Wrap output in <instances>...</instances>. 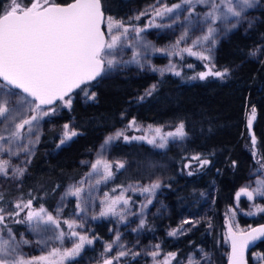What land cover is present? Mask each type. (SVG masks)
I'll use <instances>...</instances> for the list:
<instances>
[{"label":"trees","instance_id":"1","mask_svg":"<svg viewBox=\"0 0 264 264\" xmlns=\"http://www.w3.org/2000/svg\"><path fill=\"white\" fill-rule=\"evenodd\" d=\"M7 1L0 0V5ZM68 1L51 0L63 4ZM151 1L154 0H102V4L105 16L118 18ZM22 2L27 4L28 0ZM261 2L254 11L253 26L234 29L218 40L213 50L214 70L229 69L223 79L213 76L192 79L206 71L205 63L200 59L188 60L193 67H183L180 75L159 76L146 71L111 76L107 73L74 90L70 108L63 101L56 102V114L48 119L55 127L47 126L41 131L37 149L25 165L17 189L3 187L2 202L9 213L16 211L10 207L14 194L25 203L31 199V210L50 209L65 184L81 176L84 169L79 162L124 118L153 125L183 122L185 139L167 144L165 150H154L142 142H115L110 152L126 165L123 169L116 168L109 186L146 182L153 177L161 179L160 205L142 218L146 223L137 233L141 243L160 245L161 260L156 259L157 262L174 252L176 257L171 264H187V259L202 253L210 255L211 264H225L223 227L229 222L231 210L240 229L264 222V213L255 212L246 195L241 194L239 200L236 197L255 161L244 125L253 107L257 154L264 157V0ZM257 49H261L257 56L249 55ZM154 84L157 87L153 94L139 101ZM82 88L87 89L89 96L95 92V98L88 99ZM66 122L72 123L79 135L57 147L55 130ZM191 155H200L211 163L188 175L190 171L185 165ZM260 202L264 206V196ZM27 212L25 209L19 217L9 219L8 226L13 232H19L23 224L15 220L24 221ZM249 212L255 214L248 215ZM184 220L199 223L186 224L183 234L169 236ZM92 226L94 235L106 238L108 225L104 221ZM254 251L264 253V239L250 248L246 255L248 264Z\"/></svg>","mask_w":264,"mask_h":264},{"label":"snow or ice","instance_id":"2","mask_svg":"<svg viewBox=\"0 0 264 264\" xmlns=\"http://www.w3.org/2000/svg\"><path fill=\"white\" fill-rule=\"evenodd\" d=\"M159 2L160 0H157V3ZM197 3L211 5V11L205 14V21L210 20L211 23L207 28V32L197 37L193 41V45L198 46L204 42H210L214 46L216 44L215 35L217 34V28L213 25H215L216 21L219 20L228 25L225 28L226 32L236 28L241 20L246 19L244 16L245 11L252 8L256 0H220L221 4L227 6L226 11L220 15H217L220 5L215 3L214 0H180V3L172 4L171 6L167 4H162L160 7L152 6L134 17V19L139 20L141 16L148 15L151 12V20L145 28L171 27V24H156V18L168 16L177 9H181L182 5L194 8ZM178 16L179 13H177ZM229 16L235 17L236 23L229 24ZM185 19L188 18L185 17ZM104 23L107 25L108 39H106L105 32L101 28ZM172 23H176V20H173ZM249 23L251 24V22ZM145 28L135 27L130 22L126 24L125 21L117 20L112 16L105 17L102 0H71V2L64 5L53 3L51 0H28L27 4H24L22 0H9L7 7L0 5V78L6 82V84H0V124L4 125L3 129H0V133L7 132V136L0 134V152L7 151L9 155H19L18 152L14 153L11 147L6 149L3 142L7 140V144L11 146L26 136H32L34 128L38 127L40 120L56 114L55 101H63L64 105L70 108L72 100L69 94L74 89L104 76L121 64L135 62L140 67H143V64H140L138 59L140 56L138 51L133 52L131 61H121L116 58L112 50L117 49L121 45L122 40L127 38L130 31L136 34L138 41H143L141 33L145 31ZM187 35L188 32L185 30L172 47L178 46ZM150 46L151 42H143L145 49ZM152 51L167 52L168 49L152 47ZM181 51L197 56L200 60L209 61V64H205L207 70L197 73L196 76L191 77L192 79L199 78L204 80L209 76L223 79L229 73L227 68L223 71L214 70L215 65L211 63L212 56L205 54V51L196 52L192 48H183ZM211 51V48L206 49L208 53ZM260 51L261 49H257L250 52L249 55L255 57ZM174 67V65L162 69L153 67L152 71H159L163 75L165 71H172ZM189 67H192V65H189ZM175 74L180 75L179 72H175ZM156 87L155 84L152 85L138 100L143 101L148 96H151ZM13 89L22 90V93L27 94V96H23L19 91H13ZM85 95L89 99H94L96 93L92 92L89 96L87 91H85ZM28 97H31V99H28ZM13 98L16 99L13 100ZM25 105H27L26 108ZM45 106L49 107L45 110ZM29 113L31 114L29 115ZM255 115L256 109L253 107L251 115L248 117L249 128L255 119ZM24 116H27V118H23ZM127 127H137L135 119L130 121ZM148 127L149 130L155 133L151 138L147 135L129 137L123 130H117L113 135H109L105 139L101 149L105 150L113 141L120 138H123L126 142L146 141L153 147L163 149L167 146L169 138L182 140L187 135L183 122L175 128V131L169 132H162L161 127L154 129L151 125ZM25 129L26 131H24ZM63 129V135L57 147L79 135L77 131L70 129L69 124H64ZM137 130H139L138 127ZM252 140L255 143L254 136ZM38 142L39 135H36L34 140H28V144ZM21 150L25 153L31 151L27 145H24ZM192 161H196L201 168L211 163L200 155H194L185 167H191ZM125 165V161L115 162L117 170L125 168ZM9 167L10 162L8 160L0 159V175L7 176ZM91 168L93 173L101 176V179L96 181L97 184L111 179L114 175L112 164L101 159H97L95 163H92ZM25 170V168L12 166V175L16 177L23 176ZM192 174V172L188 173V175ZM259 183L262 186L252 191H248L247 188H241L236 193L237 200H239L241 194L246 195L249 200L253 199L254 193L264 196V182ZM81 185H83V182H81ZM159 187L160 182L155 181L141 190L146 193H154L155 189ZM82 191L83 187L81 186L69 188L65 193V196L71 195L78 198L76 208L81 212L85 211L79 201ZM107 196L108 194L105 193L106 199L101 201L104 207L100 211L99 217L119 216L120 221L123 222L126 218L124 211H117V206L121 202L124 205L129 203L128 199L123 196V190L119 197L109 200ZM0 200H3L2 195H0ZM151 203L152 201L149 199L146 204L142 205V212ZM254 207L255 212L264 213V206L254 205ZM15 208L16 211L9 213L7 216L4 209L0 208V264H64L65 260L78 256L85 245H91L95 239H98V237L90 238L74 230L77 227L83 228L82 223L77 224L76 221L64 220L63 223L67 224L69 229L67 235L76 238L78 242H74L71 248H66L63 251L59 248H53L45 256L25 259L16 253L15 237L11 228L7 226L6 220L12 217H19L22 211L28 209L25 220L16 219L15 222H27L31 229L37 232L41 230L42 226L47 225H55L59 229L61 221L43 207L36 211L31 210V199L26 203L17 202ZM253 214L255 213H248V215ZM92 219H97V217L93 216ZM145 223L146 221L141 219L138 228H143ZM197 223L199 221L184 220L178 228L170 231L168 235L183 234L185 231L184 225L192 224L195 226ZM5 228L9 237L7 240L3 238V230ZM137 230L133 229V231ZM228 233L231 241L229 264H248L245 253L250 245L264 237V224L249 230L240 229L237 225L236 229L233 230L230 223ZM65 236V232L60 231L55 236V239L63 242ZM120 239L121 236L117 232L115 239L105 244V253L111 252L114 245H118L122 250L116 256L104 259L103 264H113L114 261H119L121 257L128 255L134 257L140 255L139 252L126 250L124 245L119 243ZM23 243H28V241H23ZM154 248L156 251L149 253L153 258L154 264H171V261L176 257V253L169 252L163 261L157 262L156 258L160 255V245H154ZM253 255H259L264 259V253H254ZM188 264H198V262L193 261L190 257Z\"/></svg>","mask_w":264,"mask_h":264},{"label":"rangeland","instance_id":"3","mask_svg":"<svg viewBox=\"0 0 264 264\" xmlns=\"http://www.w3.org/2000/svg\"><path fill=\"white\" fill-rule=\"evenodd\" d=\"M215 3L219 4L220 7L217 11V15H220L221 13L225 12L227 9V6L225 4H221L220 0H214ZM9 3V0L5 3L4 7H7ZM180 3V0H160L159 3H157V0L151 1L148 4H144L141 8H134L130 10L127 15H124L122 17H113L117 20H123L125 23H131V25L135 27L145 28L146 25H148L149 21L151 20V12L148 13V15L141 16L139 20H135L134 17L138 16L141 12H144L146 9L151 8L152 6L160 7L162 4H167L168 6H171L172 4ZM262 2L261 0H256V3L252 8H249L245 11L244 16L246 19L241 20V22L237 25L236 28H248L250 26H253L254 24V11L257 7L261 6ZM211 11V5L210 4H195L194 8L190 7L188 5H182L181 9H177L174 13L169 14L168 16H165L163 18L157 17L155 23L156 24H171V27H148L145 28V31L141 33V37L143 38V41H138L136 34L132 31L128 33V36L126 39L122 40L121 45L117 47V49L112 50L114 54L116 55V58L121 61H131L132 55L134 51H138L140 53L139 61L140 64H143V67H140L139 64L135 62L127 63V64H121L118 65L115 70H112L108 72V75L111 76L112 74H121V73H133V72H142L146 71L149 73H155L156 75H161L159 71H152V68L155 67L156 69H162L169 67L171 65H174V69L172 71H165L164 73H170V75H176L175 72L182 71L183 67H189V65H192L191 62L188 60H198L199 58L197 56L190 55L188 52H182L181 49L183 48H192L193 51L201 52L205 51V54H209L212 56L211 63L214 64V53L213 50L218 44V40L223 39V37L227 36L230 32H232L234 29H231L230 31H225V28L228 27V25L222 23L221 21L217 20L214 27L217 28V34L215 35L216 44L213 46L210 42H204L198 46L193 45V41L196 40L197 37H200L204 35L207 32V28L209 27V24L211 21H205V14L207 12ZM177 13H179V16L177 17ZM105 15V14H104ZM110 16V15H108ZM105 16V17H108ZM187 17L188 19H185ZM173 20H176V23H172ZM251 22V24L249 23ZM230 23H236V18L229 16V24ZM102 28H104V32L106 35V39H108V33H107V25L106 23L102 24ZM187 30L188 35L187 37L175 48L172 46L175 45V42L183 35V33ZM113 34H119V33H113ZM151 42V46L145 49L143 47V42ZM152 47L155 48H162V49H168L167 52H153ZM211 48L212 51L210 53L206 52V49ZM174 53V54H172ZM111 58V57H109ZM204 61V60H202ZM205 64H209V61H204ZM215 65V64H214ZM193 67V65H192ZM191 67V68H192ZM216 67V66H215ZM215 69V68H214ZM207 70V69H204ZM0 84H2L0 82ZM84 93L87 91L86 88H82ZM13 91H15L13 89ZM88 92V91H87ZM21 94V93H20ZM23 95V94H21ZM25 96V95H23ZM88 98V97H87ZM16 98H13L15 100ZM67 99V97H66ZM89 99V98H88ZM15 106V105H13ZM27 105H25V108ZM47 108H45L46 110ZM31 113H29L30 115ZM23 118H27V116H24ZM48 117H44L42 120H40L39 125L37 128H34V133L30 137H25L19 142H16L9 146L7 144V140H5L4 146L7 149L8 147L12 148V151L18 152L19 155H9L7 151L0 152V159L8 160L10 162V167L8 168V175H0V195L3 193V187L8 186L9 188H16L17 184L20 183V180L22 179V176L16 177L12 175V166H18L21 168H25L26 161H30L31 155L34 151L37 149V144H28V140L35 139L36 135H39V140L41 138V131L48 127H55L54 124L48 123ZM132 121L130 118H124L122 122L119 123L118 126L114 127L112 132H109L103 139L98 141V143L92 148L90 155L83 158L82 161L79 163L83 167L84 170H82V174L80 177L74 179L73 181H68L63 189V191H60V193L57 195V199L54 202L53 206L50 209H47V212L51 213L54 217L59 219L61 221L60 228L57 229L55 225H47L42 226L41 230L39 232L33 231L31 227L29 226V223L25 222L20 225L19 232H13V235L15 237L16 242V253L18 256H23L25 259H31L32 257H38V256H45L47 255L53 248H59L61 251H63L66 248H71L73 246L74 242H78L76 238H72L67 235L69 232L68 225L63 223L64 220L68 221H76L77 224L82 223L83 228H75V231L80 232L82 235H87L90 238L92 237H98V239H95L93 241V244L91 245H85V247L81 250L80 254L76 256L75 258H72L70 260H65L64 264H103L104 259H110L118 254L120 250H122L118 245H114L111 252L105 253V244L110 243L115 239L116 233L118 232L121 236V239L119 241L120 244L124 245V248L126 250H131L132 252H139L140 255L138 256H132L128 255L125 257H121L119 261H114L113 264H153V258L149 255L150 252L156 251L154 248V245L150 244L147 246V244H143L140 242V236L137 231H133V229H139L138 225L140 223V220L144 218L145 215H148V213L156 210L160 203L158 196H160V187L155 189L154 193H146L143 192L141 189L144 187L150 186L153 182L159 181L160 186H162V181L160 178H149L146 180V182H131L129 184H126V186H119L116 188L110 187L109 182L112 180V178H115V162L116 161H122L121 158L118 156H112V153L110 152L111 147H113L115 142L122 141V143L126 142L123 140V138H120L118 140L113 141L105 150L101 149V145L105 141V139L109 135H113L117 130H123L126 135L129 137L131 136H145L147 135L149 138H151L155 133L151 130H149V125L152 126V128L161 127L162 132H169V131H175V128L180 123H165V124H155L149 122H142L139 120L136 121V125L139 128L137 130V127L128 128L129 122ZM19 122V121H17ZM69 124L70 129H73L72 123H64ZM58 127L55 130V133L58 136V143L60 144V140L63 135V125ZM264 124V123H263ZM4 125L0 124V129H3ZM26 131V129L24 130ZM262 132L264 134V129H262ZM0 134H4L7 136V132H2ZM185 139V138H183ZM249 139V138H248ZM181 139H175L169 138L168 144L172 142H176ZM132 143L135 142H142L143 144H148L146 141H131ZM249 144V142H248ZM24 145H27L28 148L31 150L29 153H25L21 149ZM151 146L154 150H165V148H156L152 145ZM251 147V145H250ZM258 149V148H257ZM252 150V149H251ZM254 163L251 165L250 172L247 174V179L241 184V187L247 188L248 191H252L253 189H256L257 187H261L262 185L259 182H264V157L257 154V151L254 154ZM194 156L191 155L188 158L189 163L190 158ZM203 159H206L202 157ZM97 159H101L102 161H107L112 164V171L114 173L113 177L107 181H102L101 183L97 184L96 181L101 179V176L97 173L92 172L91 165L92 163H95ZM185 169L190 172L196 171L201 169V167L198 165L196 161L191 162V167H185ZM102 171V168H101ZM81 182H83V185H81ZM83 187V191L80 195L79 201L82 205V207L85 209V211L81 212L76 208V204L78 202V198L75 196H65V193L69 190V188L74 187ZM131 186V187H129ZM123 190V196L125 199H128L129 203L127 205H124L122 202L117 206V211H124L125 213V220L123 222L120 221L119 216H106V217H99V213L104 207V205L101 203V201H104L106 199L105 193L108 194L107 199H113L116 197H119L121 195V192ZM63 197V200H62ZM11 208H15V204L17 202H24L17 194L12 195L11 197ZM151 200L152 203L148 204L147 208L143 209L142 212V205L146 204L148 200ZM260 199H262V196L256 195L254 193L253 199L251 200L250 205L254 207V205H261ZM0 208H3L5 211V215L7 216L9 214V209L6 207V203H3L2 200H0ZM41 207H34L33 211L39 210ZM255 208V207H254ZM24 212V211H23ZM234 211L231 210V212L228 214L229 224L231 223L233 229H236L237 222L236 219H234ZM93 216H96L97 219H92ZM26 218V216L24 217ZM104 221L106 225H108V230L106 231V238L94 235V229L93 224H96L97 222ZM9 219L6 220V224L8 226ZM35 223V222H33ZM9 227V226H8ZM243 229V228H241ZM60 231H64L66 236L63 242L55 239V236L58 235ZM3 238L5 240L9 239L7 229L5 228L3 230ZM23 241H28V243H23ZM254 253H258L254 251L252 254L249 255L248 260L249 264H264V261L261 259L259 255H253ZM210 255L208 253H202L195 257H192L191 259L195 262H198V264H211L209 262ZM55 259V258H54ZM158 260L160 259V255L156 258ZM133 261H136L135 263ZM187 264L189 262V259L185 261ZM184 262V263H185Z\"/></svg>","mask_w":264,"mask_h":264},{"label":"water","instance_id":"4","mask_svg":"<svg viewBox=\"0 0 264 264\" xmlns=\"http://www.w3.org/2000/svg\"><path fill=\"white\" fill-rule=\"evenodd\" d=\"M68 2H71V0H69ZM68 2H65V4L66 3H68ZM55 3H57V4H60V5H64L63 3H59V2H55ZM101 28H102V25H101ZM102 30L104 31V28H102ZM99 78H97L96 80H98ZM96 80H94V81H96ZM94 81H91V82H94ZM0 82L2 83V84H6V82H4L3 80H2V78H0ZM91 82H88V84H90ZM82 86V85H81ZM78 89V88H77ZM15 91H19L21 94H23V95H25V96H27V94H24V93H22V90H17V89H14ZM74 90H76V89H74ZM74 90L72 91V93L74 92ZM72 93H70L69 94V96L72 94ZM28 99H31V97H28ZM56 102H59V101H55L54 102V105L56 104ZM47 107H49V106H45V108H47ZM250 115H251V113H249ZM249 115V116H250ZM248 116V117H249ZM255 120V119H254ZM254 120L252 121V125H251V127L249 128V125H248V119L245 121V123H244V125H245V127H246V131H245V133H246V135L248 136V138H249V145H251V156L253 157V159H254V154H255V152L256 151H258V149H257V145H256V140H257V137H256V135H254V132H253V130H254V124H253V122H254ZM255 137V143H253V140H252V137ZM262 224H264V222L263 223H255V224H253V225H247V226H245V227H243V230H249L250 228H256V227H259L260 225H262ZM228 229H229V222H227L225 225H224V227H223V230H224V239L226 240V245H225V247H226V250H227V253H226V256H225V264H229V256H230V254H231V241H230V239H229V233H228ZM233 230H235V229H233ZM264 239V237H262V238H260L259 240H257L256 242H254V244H256L258 241H260V240H263ZM254 244H252V245H250L249 246V248H248V250L246 251V253H245V257H246V255L248 254V252H249V250H250V248L252 249V247L254 246Z\"/></svg>","mask_w":264,"mask_h":264}]
</instances>
